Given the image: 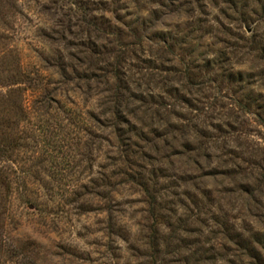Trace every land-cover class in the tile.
<instances>
[{
	"label": "rangeland",
	"instance_id": "374dc122",
	"mask_svg": "<svg viewBox=\"0 0 264 264\" xmlns=\"http://www.w3.org/2000/svg\"><path fill=\"white\" fill-rule=\"evenodd\" d=\"M0 264H264V0H0Z\"/></svg>",
	"mask_w": 264,
	"mask_h": 264
}]
</instances>
